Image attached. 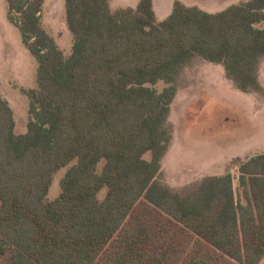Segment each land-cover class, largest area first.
<instances>
[{"label":"trees","instance_id":"obj_1","mask_svg":"<svg viewBox=\"0 0 264 264\" xmlns=\"http://www.w3.org/2000/svg\"><path fill=\"white\" fill-rule=\"evenodd\" d=\"M7 2L38 61L26 133L16 132L0 93V254L11 253L8 264H174L184 241L192 245L185 264H261L264 152L240 165L237 189L232 173L183 193L160 175L177 83L195 58L222 63L243 92L263 88L264 0L212 14L176 1L161 22L152 0L116 10L110 0H66L69 54L43 23L44 0ZM68 166L60 195L49 199Z\"/></svg>","mask_w":264,"mask_h":264},{"label":"rangeland","instance_id":"obj_2","mask_svg":"<svg viewBox=\"0 0 264 264\" xmlns=\"http://www.w3.org/2000/svg\"><path fill=\"white\" fill-rule=\"evenodd\" d=\"M140 1L113 0L111 8H137ZM152 1L157 21L161 22L172 13L176 1L212 14L248 0ZM14 18H18L16 13ZM43 20L58 45L69 54L75 39L66 23V0H45ZM37 70L36 57L24 42L17 23L9 17L7 0H0V93L15 110L18 134L27 132L33 101L30 92L37 87ZM259 76L263 88L243 92L227 76L222 63L197 57L183 70L168 118L173 137L162 160L160 180L164 184L183 193L205 176L231 171L234 187H239L241 163L264 152V58ZM166 86L163 81L154 85L160 92ZM145 158L149 159L150 154ZM104 163L100 162L99 171ZM69 167L56 174L49 199L60 195V180ZM105 194L106 189L100 197ZM191 247L186 241L181 242L180 257L174 264H185ZM10 260V252L0 254V264H8Z\"/></svg>","mask_w":264,"mask_h":264},{"label":"crops","instance_id":"obj_3","mask_svg":"<svg viewBox=\"0 0 264 264\" xmlns=\"http://www.w3.org/2000/svg\"><path fill=\"white\" fill-rule=\"evenodd\" d=\"M45 1V0H44ZM122 1V0H121ZM124 1V0H123ZM113 3V0H110V5ZM44 4H45V2H44ZM154 5V4H153ZM43 13H44V10H43ZM43 23H44V20H43ZM67 23V22H66ZM49 32V31H48ZM49 33H51L52 34V36H55L54 35V33L53 32H49ZM262 62V61H261ZM260 66H261V64H260ZM37 87H38V83H37ZM37 87H36V89H37ZM2 95V94H1ZM4 98V97H3ZM9 102V101H8ZM10 104V103H9ZM10 106L12 107V109H13V111H14V117H15V110H14V108H13V106L10 104ZM245 161V160H244ZM243 161V162H244ZM242 162V163H243ZM241 163V164H242ZM240 167V166H239ZM228 173H231V171H228V172H224V173H217V174H212V175H225V174H228Z\"/></svg>","mask_w":264,"mask_h":264}]
</instances>
